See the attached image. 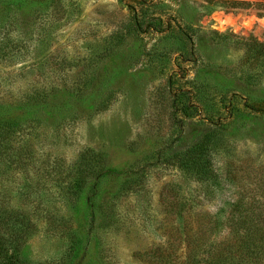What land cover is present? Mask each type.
<instances>
[{"label": "rangeland", "instance_id": "obj_1", "mask_svg": "<svg viewBox=\"0 0 264 264\" xmlns=\"http://www.w3.org/2000/svg\"><path fill=\"white\" fill-rule=\"evenodd\" d=\"M212 7L0 0V207L32 214L30 264L179 263L184 233L211 239L205 255L237 219L264 218V62L252 69L247 51L264 17ZM206 136L213 182L176 158ZM93 153L124 174L77 216ZM74 233L86 246L70 262Z\"/></svg>", "mask_w": 264, "mask_h": 264}, {"label": "trees", "instance_id": "obj_2", "mask_svg": "<svg viewBox=\"0 0 264 264\" xmlns=\"http://www.w3.org/2000/svg\"><path fill=\"white\" fill-rule=\"evenodd\" d=\"M9 3L12 0H8ZM213 9L216 7L226 10H246L257 9L259 15L264 17V0H210ZM248 61L252 69L260 66L264 62V44H247ZM12 128L0 127V138L5 139ZM211 137L206 136L200 142L189 148L187 151L176 157L181 164V168L194 171L203 177L204 181L213 182L215 175L211 173L212 148ZM106 161L101 154L93 153L91 158L80 159L79 178L73 184L72 202H68L80 216L83 212L95 213L96 209L101 207V197L99 192L103 180H108L111 176H119L118 169L107 168ZM83 176V179L81 177ZM100 190V191H99ZM95 199L98 203H95ZM100 200V201H99ZM89 213V215L91 216ZM104 212L102 213V215ZM32 214L27 210L20 208L11 210L0 207V264H30V261L24 254V247L31 231L34 229L31 222ZM101 216V215H100ZM95 221L92 219L89 223ZM216 225V223H214ZM233 226V225H232ZM261 226L262 230H259ZM235 227V228H234ZM229 239L223 243H212L207 254H202L203 246L211 239L202 236V233L196 237L194 233H184L188 244L185 256L178 258L179 263H175L172 257L167 258V264H264V218H243L237 219ZM71 247V261L80 259L85 250V240L74 233Z\"/></svg>", "mask_w": 264, "mask_h": 264}]
</instances>
